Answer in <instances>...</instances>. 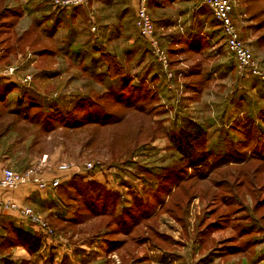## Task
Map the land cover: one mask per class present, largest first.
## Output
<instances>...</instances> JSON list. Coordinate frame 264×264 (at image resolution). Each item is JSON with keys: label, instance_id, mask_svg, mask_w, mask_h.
Segmentation results:
<instances>
[{"label": "rangeland", "instance_id": "374dc122", "mask_svg": "<svg viewBox=\"0 0 264 264\" xmlns=\"http://www.w3.org/2000/svg\"><path fill=\"white\" fill-rule=\"evenodd\" d=\"M55 1L0 0V12L8 16L0 20V72L15 69L0 79L17 81L14 91L0 90L7 107L0 106V116L16 112V98L25 89L51 99L60 113L92 98L109 111L124 112V118L104 128L47 134L21 121L18 134H8L19 165L9 168L61 178V184L53 189L55 214L32 207L54 236H44L34 257L18 247L1 251L0 264H264V82L238 69L210 11L194 5L204 12L211 34L195 31L177 48L171 39L194 32H166L161 21L176 17L179 7H171L172 1L169 7L148 4L162 58L135 28L138 0H89L75 10L58 8ZM229 2L243 44L264 68V0ZM64 13L74 17L65 21ZM43 48L56 55L39 56ZM103 53L123 66L127 80L148 87L145 110L124 111L103 99L121 88L120 79L106 76ZM26 78L29 85L22 82ZM190 122L206 131L208 162L194 170L170 141ZM199 153L195 147L194 156ZM24 154L30 157L22 160ZM62 165L70 170L62 171ZM90 180L117 191L120 205L110 216L79 222L81 198L67 183ZM141 212L146 214L138 226L118 229L122 219ZM1 234L7 233L0 228Z\"/></svg>", "mask_w": 264, "mask_h": 264}, {"label": "trees", "instance_id": "16d2710c", "mask_svg": "<svg viewBox=\"0 0 264 264\" xmlns=\"http://www.w3.org/2000/svg\"><path fill=\"white\" fill-rule=\"evenodd\" d=\"M2 1L4 2V0H1V2ZM22 16V13H20V15L19 13H16L17 18L20 19L22 18ZM7 17L8 16L6 15L5 11L0 12V20ZM36 25L37 26H35L34 29L38 32L39 25ZM26 33L28 34V31ZM38 33L44 35L46 31H39ZM23 36L24 34L17 40V43L19 45V41ZM37 53L39 56L52 57L54 52L52 50H49L48 48H43L38 50ZM100 61L103 63V66H106L107 77L109 76L113 81L118 79H120L121 81L120 90H110L108 93L109 96L107 95V98H105L104 96L103 99H106V101L112 100L114 103H116V105L121 106L124 111L136 109L143 110L148 103V87L144 84L134 85L133 81L131 82L130 79L127 80L126 72L124 71L123 66L120 65L114 57L103 53L101 54ZM84 69L82 71H85ZM102 74L103 73H100L97 76L99 82L103 81L104 76ZM15 88H17V85H9V87L4 91L6 93H9ZM5 92H0V106L3 105L1 107V109L3 110L7 108L5 105ZM22 97L23 99L25 98L28 101V104L25 107L28 115L26 116L24 121L33 124L34 126L39 125L40 130L45 134L54 133L59 129L68 133H79L91 127L104 128L107 126L119 124L124 118V112L121 113L109 111L102 101L92 98L79 99L72 107V109L68 110L67 114H64L60 113V111L56 109H53L54 106L52 105V103H50L51 99H43L42 96L38 97V95L36 97L35 94L32 93L31 95V93L25 89L23 90ZM22 104L23 100L16 101L17 106L21 107ZM45 106L49 112L48 115L44 114ZM34 109H37L39 111L37 113H32V110ZM205 135L206 131L204 130V128L196 123L190 122L177 134H172L170 136V141L173 144L175 150L181 156V160H184L186 162L187 167L190 170L201 168L208 162V156L203 149ZM195 147L200 151L199 157L194 156ZM226 166L227 164L219 165L216 166L215 169H221ZM225 172H228V170H226ZM74 182L75 181H69L67 185L68 187L72 185V189L77 192L78 198H81V208L79 209V213H77V216H79V222H83L88 218L96 217L97 214L99 216L105 217L106 215L110 216L114 214V212H117V209L120 205V195L117 191H111L105 185L95 180L85 181V183L83 182L82 184ZM179 182L180 180L176 181V185ZM125 211V209L122 210L123 213ZM145 212L129 215L127 221L126 219H120L122 222H119V224L117 225L118 229L127 228L124 232L132 230L133 228L138 226L142 220H144L146 214ZM125 224L127 225V227L125 226ZM123 226L124 228H122ZM5 230L7 234L0 235V252L14 247H21L30 255L35 256L41 251L44 245V235L41 232L31 233L26 231L24 228L14 225L13 223L10 224L9 228H5ZM119 245L120 242H118V246Z\"/></svg>", "mask_w": 264, "mask_h": 264}, {"label": "built area", "instance_id": "2783aa9c", "mask_svg": "<svg viewBox=\"0 0 264 264\" xmlns=\"http://www.w3.org/2000/svg\"><path fill=\"white\" fill-rule=\"evenodd\" d=\"M89 0H56L54 5L58 8L69 9L80 7L88 3ZM201 6L207 8L213 19L219 24L225 42L226 51L231 54L241 72L264 82V68L261 67L252 53L243 44L232 21V5L229 0H199ZM135 28L139 35L148 41L152 52L163 58V51L160 50L159 40L156 37V30L153 20L148 10V0H138L135 16ZM93 30L96 28L93 27ZM3 76H13L15 69L8 67L5 72H0ZM31 79V78H30ZM29 78L22 79L23 84L29 85ZM92 168L93 165L87 166ZM62 171H69L70 167L62 165ZM61 178L45 179L35 171L17 172L9 167L0 169V190H12L32 184L39 189L48 190L60 186ZM0 212H14L20 218L30 221L38 227L39 231L48 237L54 236V231L45 223L36 211L29 206L20 205L16 202L5 201L0 196Z\"/></svg>", "mask_w": 264, "mask_h": 264}, {"label": "crops", "instance_id": "0c3cea01", "mask_svg": "<svg viewBox=\"0 0 264 264\" xmlns=\"http://www.w3.org/2000/svg\"><path fill=\"white\" fill-rule=\"evenodd\" d=\"M153 2L154 0H148V4L153 7H161L163 5L169 7L170 6L169 2H171V7L172 6H177V8L179 7L176 12V17L169 19L168 16H164V20L161 21L162 25H164L162 26V28L164 27V30L166 32H170V30H173L176 27L180 29L181 33H183V31H186V32L193 31L194 32L193 35H180L178 36L177 40L171 39L170 44H174L177 48H179V45L181 44V40L183 41L187 40L188 42H190L192 37L196 36L194 35L196 34L195 31L199 32L200 30H202V32L204 33L209 32V34H211L210 26L208 25L209 21L208 19H206L205 14H203L204 12L198 11V9H194V5L195 4L197 5L198 3H199L198 5L199 8L202 7L203 9H206L205 7L201 6L199 0H197L196 3L194 2V0H170V1L169 0H156L155 3ZM72 9L75 10L77 8H72ZM66 10H71V9L69 8ZM190 16H191L192 21L188 20V24L186 25V20ZM73 17H74L73 14H66V13L63 14V18L65 21H66V18H69L70 20ZM63 25H65V22L63 23ZM53 28L55 27H52V31L54 32L55 29ZM9 85H17V81L15 80L11 81L9 79H0V90H6L9 87ZM18 100L19 101L23 100L22 106L19 107L16 105L17 108H15V110L14 108H12L16 112L12 114H7L0 118V169L3 167H8L9 165L12 167H14L15 165L19 166L17 164V161L15 162L17 158L14 155L15 151L18 149L15 148V146L13 145L14 144L13 139L11 140L10 135H8L10 133H13L14 135L18 134L16 131L21 129L23 125V123L21 124L19 122L21 121L25 122L24 119L28 115L27 112H24V113L22 112L24 111L23 108L27 106L28 101L25 98L23 99L22 95L16 98V101ZM3 120H7V122L3 124ZM11 125L13 126V129L12 131H9ZM9 144H12L11 148H9ZM29 157L30 156H28V154H24V157L22 158V160L27 159ZM22 160L20 159V162H23ZM44 175L46 178L51 176L48 174H44ZM57 195L58 194L53 193V188L48 189V190H42L32 184L25 185L17 189L7 190V191L0 190V196L3 200L16 202L20 205L34 207L35 209L37 210L39 209L40 211L42 210L41 212H45L47 214L49 213L55 214L56 212L55 210H58V208L53 206V203H52L57 199ZM2 219H3V222H0L1 224L0 228L4 229L5 232H6L5 228L7 227L9 228L11 223L21 228H24L26 231L31 232V233L40 232L37 226H35L34 224H32L30 221L26 219L20 218L14 212H9V213L0 212V221ZM18 248H21V247H18Z\"/></svg>", "mask_w": 264, "mask_h": 264}]
</instances>
